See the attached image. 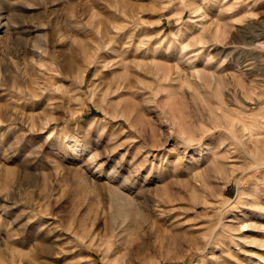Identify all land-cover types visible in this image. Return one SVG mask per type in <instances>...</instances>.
<instances>
[{"label":"rangeland","instance_id":"374dc122","mask_svg":"<svg viewBox=\"0 0 264 264\" xmlns=\"http://www.w3.org/2000/svg\"><path fill=\"white\" fill-rule=\"evenodd\" d=\"M0 264H264V0H0Z\"/></svg>","mask_w":264,"mask_h":264},{"label":"bare ground","instance_id":"6f19581e","mask_svg":"<svg viewBox=\"0 0 264 264\" xmlns=\"http://www.w3.org/2000/svg\"><path fill=\"white\" fill-rule=\"evenodd\" d=\"M40 47H41L40 44H39V45L37 44L36 46H34V50H33V51H34L35 54H37V55L39 54V51H38V50H39ZM90 63H91V62H88V64H90ZM246 63H247V62H246ZM252 63H253V62H252ZM260 64H261V63H260ZM253 65H254V64H252V66H253ZM261 66H263V65H261ZM247 67H248V66H247ZM262 69H263V68H262ZM247 70H248V69H247ZM250 72H251V71H250Z\"/></svg>","mask_w":264,"mask_h":264}]
</instances>
